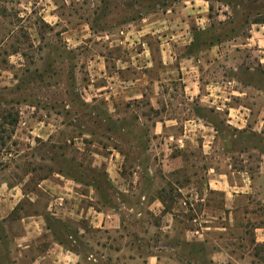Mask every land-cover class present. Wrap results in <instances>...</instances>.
<instances>
[{"label": "rangeland", "instance_id": "obj_1", "mask_svg": "<svg viewBox=\"0 0 264 264\" xmlns=\"http://www.w3.org/2000/svg\"><path fill=\"white\" fill-rule=\"evenodd\" d=\"M180 1L0 0V197L6 183L25 181L28 191L39 192L43 207L53 196L38 191L43 179L94 176L100 202L125 207L122 218L130 224L127 231L137 235V253L157 249L162 264H264V54L236 53L228 42L236 34L245 38L251 25L264 22V0H210L208 29L196 37V44L204 46L228 42L221 60L203 66L204 78L233 79L245 92L235 95L248 109L241 131L227 127L208 107H195L220 125L218 133L154 134L161 115L190 108L183 97L163 101L158 108L148 100L86 101L81 94L92 79L89 61L94 54L71 50L51 14L54 4L68 23L75 12L88 14L94 35L79 50L92 44L94 53L106 55L117 71L115 58L123 55V47L141 43L132 22ZM126 24V32H114ZM143 38L158 43L151 35ZM158 74L150 72L151 77ZM175 93L181 94L179 84ZM112 148L125 157L115 166L102 158ZM173 156L179 159L171 160ZM117 172L128 192H117L103 176ZM211 176L233 185L247 182L250 188L234 191L225 185L213 193ZM181 187L191 190L180 193ZM159 199L166 211L151 216L149 208ZM36 209L26 198L8 221L18 222ZM167 224L172 227L166 229ZM3 230L0 223V234ZM129 244L122 249L127 251ZM7 245L0 240V264H6Z\"/></svg>", "mask_w": 264, "mask_h": 264}, {"label": "crops", "instance_id": "obj_2", "mask_svg": "<svg viewBox=\"0 0 264 264\" xmlns=\"http://www.w3.org/2000/svg\"><path fill=\"white\" fill-rule=\"evenodd\" d=\"M46 8L48 7L42 8L44 21L47 19ZM53 8L51 14L54 27L63 28L61 36L68 41V47L71 50L78 49L80 53L94 54V58L89 61L92 79L81 94L86 101L148 100L153 107L158 108L163 101L183 97L190 108L187 111H167L164 116L161 115L153 125L156 135L179 130L185 134L218 133L220 125L195 107H208L211 114L223 118L229 128L240 131L245 129L248 109L238 104L239 96L245 95V92L238 89L237 85L240 83L221 77L205 79L203 66L211 67L221 60L228 42L233 52L239 53L243 49V52L264 54V23L251 25L252 29L245 38L236 34L228 42L215 41L207 46L199 45L196 44L198 33H204L208 29L205 23L209 20L211 11L210 0H183L133 21L131 26L141 43L137 46L125 45L123 55L115 58L117 71H112L107 56L94 53L97 48L92 47V44L79 50L78 45L94 35L88 23V14L75 12L69 17L71 21L68 23V18L63 15L59 6L54 4ZM128 26L129 24L121 25L114 32L118 33L120 29L126 32ZM147 35L157 38V45L147 43L143 38ZM155 70L159 74L151 77L150 72ZM97 76L101 78L95 79ZM177 84L181 88L179 95L175 93ZM235 95L238 98L235 99ZM138 117L143 120L141 115L138 114ZM149 150L147 146L146 152ZM109 151L111 153L107 157L102 155V158H108L111 166L124 160L125 157L118 149L112 148ZM177 159L178 156L171 157V160ZM103 176L117 192H128L125 179L120 173ZM95 180L94 176L73 178L60 174L54 179H43L38 185V191L53 195L49 204L43 207L38 203L39 192L28 191L25 181L12 185L6 183L0 197V223L4 228L0 240L8 243L4 251L5 263L137 264L139 261L141 264H162L164 258L157 249H154L155 252L137 253V235L127 231L130 224L122 218L125 207L116 208L100 202L98 194L101 189ZM134 180L137 181V176ZM208 184L209 191L213 193L220 192L225 185L234 191H246L250 188L247 182L244 184L241 181L233 185L214 176L208 179ZM190 190L189 187L179 188L180 193ZM227 193L233 195L231 190H227ZM26 198L35 204L37 211L23 215L18 222L8 221ZM157 202L159 204L153 203L149 208L151 216L158 217L166 211L165 203L161 199ZM128 212H134V209L130 208ZM135 213L142 216V212ZM170 214L173 216L174 213ZM171 227L172 224H167L166 229ZM126 243H130L127 251L122 249ZM211 259L215 261L216 257Z\"/></svg>", "mask_w": 264, "mask_h": 264}, {"label": "trees", "instance_id": "obj_3", "mask_svg": "<svg viewBox=\"0 0 264 264\" xmlns=\"http://www.w3.org/2000/svg\"><path fill=\"white\" fill-rule=\"evenodd\" d=\"M256 23H264V22H256Z\"/></svg>", "mask_w": 264, "mask_h": 264}]
</instances>
